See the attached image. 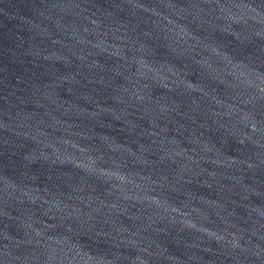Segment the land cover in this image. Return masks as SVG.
Wrapping results in <instances>:
<instances>
[{"label":"water","instance_id":"95a60500","mask_svg":"<svg viewBox=\"0 0 264 264\" xmlns=\"http://www.w3.org/2000/svg\"><path fill=\"white\" fill-rule=\"evenodd\" d=\"M0 264H264V0H0Z\"/></svg>","mask_w":264,"mask_h":264}]
</instances>
